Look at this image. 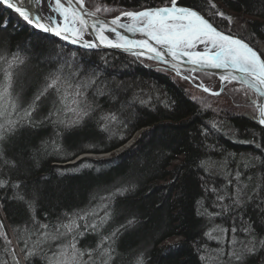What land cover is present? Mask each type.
Returning <instances> with one entry per match:
<instances>
[{"label": "trees", "instance_id": "1", "mask_svg": "<svg viewBox=\"0 0 264 264\" xmlns=\"http://www.w3.org/2000/svg\"><path fill=\"white\" fill-rule=\"evenodd\" d=\"M169 3L85 0L93 10L98 5L113 9L100 13L104 16ZM179 3L264 52V0H211L216 9L208 0ZM213 11L232 17L234 25ZM4 13L0 6V89L5 71H12L17 108L9 106L11 114L0 116V124L19 123L0 140V181L6 182L0 187V264H49L73 234L53 240L39 233L51 234L73 213L85 210L96 216L76 223H92L104 215L106 204H111L113 216L100 229L104 235L136 221L116 239L112 264H135L141 253L144 264H234L227 253L251 240L257 241V251L243 264H264V247L259 245L264 241V129L252 118L253 111L221 107L205 93L192 97L186 80L169 69L122 52L59 42L10 18L3 20ZM13 55L24 63L9 69ZM50 74L74 87L49 90L29 123L25 110ZM229 85L247 98L249 89ZM85 111L88 115L82 116ZM109 113L128 121L130 128L113 123L104 131L101 118ZM78 117L80 122L72 124ZM138 130L142 135L136 143L118 158L112 153V162L80 158L65 166L53 163L74 158L91 145L111 151ZM113 134L126 139L114 142ZM117 189L128 190L119 195ZM18 193L24 200L16 198ZM41 224L49 227L40 229ZM100 239L91 233L77 244L95 248Z\"/></svg>", "mask_w": 264, "mask_h": 264}, {"label": "snow or ice", "instance_id": "2", "mask_svg": "<svg viewBox=\"0 0 264 264\" xmlns=\"http://www.w3.org/2000/svg\"><path fill=\"white\" fill-rule=\"evenodd\" d=\"M212 9H216V5L208 0ZM46 0H0V6L13 10L23 22L35 29L45 33H53L57 37L64 40H70L73 44H80L85 49H93L99 46L115 47L125 51H134L137 57L147 56L148 59H154L164 64H171V67L177 70V75L183 80H189L190 76H183L179 72V66L183 64L190 65L189 72H197L205 67L224 70L219 75L220 90L214 91L203 83H193L203 92L210 93L213 96H219L224 90L225 84L232 82L239 83L243 88H247L250 92H244L248 98L249 106L253 108V119L258 124L264 126V52H259L249 45L244 39L218 30L208 19L205 18L198 10L189 7H178L177 0H171L170 5L143 8L140 11H121L119 15L113 17L106 22L101 19L99 13H107L113 11L108 6L95 7L93 11L87 10L85 0H52L47 3ZM54 12L57 15H45V12ZM214 16H218L227 20L228 24L234 25L235 21L232 17L226 16L222 11H213ZM89 18H95L89 23ZM126 18L130 23H121V19ZM7 26L5 21L4 27ZM124 28L128 32L139 33L143 38L130 39L123 35L117 29ZM91 28L96 37V42L84 39V33ZM115 36V40L112 36ZM98 42V43H97ZM170 58V59H169ZM4 59V57H0ZM8 68L11 69L15 65L23 64L24 61L13 55L7 61ZM14 73L6 70L4 79L6 83L0 89V116L10 115L7 112L9 106L12 109L17 108L16 100L12 99V78ZM74 86L57 74H50L47 78L44 88L34 97L32 103L25 110L24 116L31 122V117L36 111L39 102L48 94L49 90L59 92L61 88L65 90ZM241 88L236 91H241ZM251 93L256 94L253 99ZM79 95V91H76ZM83 115H88L85 111ZM80 118L73 120L72 124H78ZM104 121L102 125L104 131H109L110 126L120 124L125 130L130 128L128 121L121 122L115 114L109 113L101 118ZM18 121L9 120L7 126L0 124V140L6 138L7 134L16 131ZM141 134L129 142L124 148L119 149L115 153L118 158L122 152L132 147ZM112 141L120 142L126 139L125 134L116 136L113 134ZM110 146V144H109ZM84 151L96 152L104 151V148H98L95 145L87 146ZM2 156V153H0ZM85 159H94L97 161L112 162L113 156L95 157ZM5 163H9L5 161ZM203 163V162H202ZM89 164V167H93ZM5 181H0V187H3ZM19 187V185H15ZM128 189H117L116 193L122 195ZM19 200L24 197L19 193L16 196ZM106 198L101 197V200ZM223 199V197H218ZM238 202V201H234ZM31 207V202H29ZM111 204L105 205L104 215L94 219L92 223L80 226L77 220H84L86 217H95L92 211H82V213H73L67 223H59L55 227L53 233L40 232L39 235L45 239H58L68 234H73L71 242L60 246V250L53 253L49 264H112L113 255L115 253L114 244L119 234L123 230L130 228L136 221L130 219L120 226V229L113 231L108 235L100 232V229L106 225L113 216ZM46 224L39 225L40 229H47ZM3 228V224H0ZM63 229L64 231H61ZM233 231H236L233 229ZM95 233L101 237L95 248L81 249L78 247V240ZM210 235V234H209ZM259 245L264 247V241H259ZM257 251V241L251 240L239 251H230L227 253L230 261L234 264H243L246 256L254 254ZM34 254V253H30ZM223 255V253H221ZM84 257H87L85 260ZM19 264V262H17ZM135 264H144L143 253H141L135 261Z\"/></svg>", "mask_w": 264, "mask_h": 264}, {"label": "rangeland", "instance_id": "3", "mask_svg": "<svg viewBox=\"0 0 264 264\" xmlns=\"http://www.w3.org/2000/svg\"><path fill=\"white\" fill-rule=\"evenodd\" d=\"M169 5H170V3H169ZM4 11H6V14L4 13L3 20H7L8 18H10L13 21L14 24H19V23L23 22V20L20 19V18H14V13H13L12 10L4 8ZM134 11H137V10H134ZM112 16H114V15H112ZM30 27L32 29H34L32 26H30ZM152 63H154L156 67H160V66H157V64L155 62H152ZM162 68H165V67H162ZM165 69H168V68H165ZM169 70H171V69H169ZM171 72L174 75H176L177 77L181 78V76L177 75L172 70H171ZM199 74H201V73H199ZM199 74H198V77H199ZM209 75H211V74H209ZM200 80L212 90H215L218 87L217 86V78L216 77H215L214 80L209 81V82L203 81L202 78H200ZM186 82L187 83H185V86L188 89V91H189V93H190V95L192 97H200L201 95H203V93H205V94L211 96L210 100H211L212 103H215L216 105H219L221 107H230V108L232 107L233 109H236V110H239V111H242V112H246V113H250V112L253 111V108L251 106H249L248 99L239 97V95H237V93H235V90L231 87V85L227 86L228 84H225L222 94L219 95V96H213L210 93L203 92L201 89L197 88L190 80H187ZM232 83H234V82H232ZM252 96H253V99L256 98L254 93L252 94ZM138 133H139V130L136 131L133 134V136L137 135ZM131 138H132V136H131ZM111 152H112V150H111ZM103 155H104L103 152H89V151H86V152H82V153L78 154L77 156H75L74 158H71L69 160H65V161H62V162L61 161H54L53 163L61 164V165L65 166V165H68L70 163H73V162L77 161L78 159H80L82 157L95 158V157H100V156H103ZM10 238H11L12 243H14L11 236H10ZM173 240H174V238L171 239V240L167 239V240L164 241V243H169V242H171Z\"/></svg>", "mask_w": 264, "mask_h": 264}, {"label": "water", "instance_id": "4", "mask_svg": "<svg viewBox=\"0 0 264 264\" xmlns=\"http://www.w3.org/2000/svg\"><path fill=\"white\" fill-rule=\"evenodd\" d=\"M62 2H66V0H62ZM87 10L89 11H93L91 8H89L86 4H85ZM168 6V5H167ZM177 6L178 7H189V6H185V5H182V4H179V0H177ZM162 7V6H160ZM155 8V7H154ZM189 8H192V7H189ZM142 10V9H140ZM140 10H137V11H140ZM126 11H132V10H126ZM120 13L114 15V16H104V15H101V14H98V16L101 18V19H104L106 22L110 21L113 17L119 15ZM203 15V14H202ZM206 19H208L207 17H205ZM95 19V18H89V23L92 22V20ZM209 20V19H208ZM210 21V20H209ZM211 22V21H210ZM121 23H130V21H128L126 18H122L121 19ZM212 23V22H211ZM213 24V23H212ZM214 25V24H213ZM215 26V25H214ZM216 27V26H215ZM217 28V27H216ZM218 29V28H217ZM119 32H121L123 35L129 37L130 39H141L143 38L139 33H132V32H128L126 29L124 28H119L117 29ZM220 30V29H218ZM222 31V30H220ZM224 32V31H223ZM227 33V32H225ZM51 34L52 36H54L55 38L57 39H60L61 41H63L64 43L66 44H69V45H73V46H77V47H80L82 49H85L83 48L80 44H73L71 43L70 40H64L62 39V37H57L55 36L53 33H49ZM229 34V33H228ZM112 38L115 40V36L113 35ZM84 39L85 40H91V41H94L96 42V37L95 35L93 34L91 28L88 29L87 32L84 33ZM98 43V42H97ZM248 43V42H247ZM250 45V44H249ZM251 47H253L252 45H250ZM254 48V47H253ZM95 50L97 49H102V50H108V51H116V52H122V53H125V54H129V55H132L138 59H144V60H148V61H151V62H155L157 64V66H160V67H165V68H168V69H171L174 73L177 74V70L173 69L171 67V64H164V63H160L159 61L157 60H154V59H148L147 56H140V57H137L136 55H134V51H138L137 50H131V51H125L123 49H120V48H115V47H105V46H99V47H96V48H93ZM92 49V50H93ZM255 50H257L256 48H254ZM258 51V50H257ZM170 59V58H169ZM191 66L190 65H187V64H183L181 66H179V72L181 73V75L183 76H190L191 78L189 79L192 83H193V80L194 79L197 83H203L200 78L198 77V74L201 73V74H211V75H214L216 78H217V89H215L214 91H218L220 90V83H219V75L223 73L224 70L222 69H215V68H211V67H205L201 70H198L197 72H193V73H190L189 72V68ZM234 83H237V82H234ZM195 85V83H193ZM204 84V83H203ZM239 84V83H238ZM207 86V85H206ZM254 95L256 96V94L254 93ZM258 123V122H257ZM261 126V125H260ZM263 129H264V126H261Z\"/></svg>", "mask_w": 264, "mask_h": 264}, {"label": "bare ground", "instance_id": "5", "mask_svg": "<svg viewBox=\"0 0 264 264\" xmlns=\"http://www.w3.org/2000/svg\"><path fill=\"white\" fill-rule=\"evenodd\" d=\"M52 2V0H46V4L47 3H51ZM46 4L45 5H42V6H44V7H46ZM180 4V3H179ZM167 5H169V4H165V5H160V6H167ZM183 5V4H182ZM160 6H147V7H143V8H149V7H151V8H154V7H160ZM186 6V5H185ZM3 9L4 8H6V7H3V6H1ZM190 7V6H189ZM143 8H140V9H143ZM93 10V9H92ZM13 11V10H12ZM132 11H134V10H132ZM13 13H14V18H20L19 16H18V14H16L14 11H13ZM53 15V16H56L57 14L56 13H54V12H45V15ZM100 14V13H99ZM20 19H22V18H20ZM22 24H24V25H26V26H29V25H27L25 22H21ZM30 27V26H29ZM35 29V28H34ZM35 30H38V29H35ZM38 31H40V32H42V33H45V32H43V31H41V30H38ZM45 34H48V35H50V36H52L51 34H49V33H45ZM230 34V33H229ZM55 40H57V41H59V42H62V43H64L63 41H61L60 39H57V38H55L54 36H52ZM246 41V40H245ZM247 42V41H246ZM69 45V44H68ZM71 46H73V45H71ZM75 47H77V46H75ZM80 48V47H79ZM93 50H95V49H93ZM97 50H102V49H97ZM103 51H108V50H103ZM134 139V136H132V138L131 137H129L126 141H124V142H122V144H120L118 147H116L115 149H113L112 150V152L111 151H102L103 153H104V155L103 156H100V157H104V156H109V155H111L112 153H116L119 149H121V148H124L126 145H128L129 144V142L130 141H132ZM125 144V145H124Z\"/></svg>", "mask_w": 264, "mask_h": 264}]
</instances>
